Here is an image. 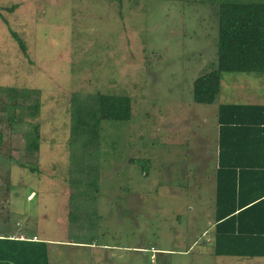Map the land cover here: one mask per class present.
<instances>
[{
    "label": "rangeland",
    "instance_id": "obj_1",
    "mask_svg": "<svg viewBox=\"0 0 264 264\" xmlns=\"http://www.w3.org/2000/svg\"><path fill=\"white\" fill-rule=\"evenodd\" d=\"M224 1L0 0V88L38 90L41 102L35 120L14 110L10 125L0 111V237L43 230L49 264H264L213 254L217 108L264 105V74L254 73L222 74L213 104L193 101V82L217 65ZM74 94L133 106L128 121L101 124L98 180L87 187L71 170Z\"/></svg>",
    "mask_w": 264,
    "mask_h": 264
},
{
    "label": "trees",
    "instance_id": "obj_2",
    "mask_svg": "<svg viewBox=\"0 0 264 264\" xmlns=\"http://www.w3.org/2000/svg\"><path fill=\"white\" fill-rule=\"evenodd\" d=\"M16 8L14 5L8 11ZM216 18V68L199 75L191 91L194 103L200 105L214 103L221 89L222 74H264V2H219ZM10 35L27 57L23 40L13 31ZM0 92L9 102H0L1 112L12 114L18 110L29 119L38 118L41 108L38 90L1 87ZM132 108L130 97L125 95L72 96L69 145L72 155L78 154L80 159L71 162V170L78 172L79 185L87 187L93 180L97 184L98 166L93 160L98 159L101 124L128 121ZM12 116L8 117L10 125L14 122ZM216 125L213 254L264 258V105L220 104ZM38 128L33 125L24 135L25 149L30 154L39 149ZM2 148L0 130V155ZM28 170L38 172L36 168ZM85 178L89 182L82 181ZM47 253L44 241L0 237V264H49Z\"/></svg>",
    "mask_w": 264,
    "mask_h": 264
},
{
    "label": "crops",
    "instance_id": "obj_3",
    "mask_svg": "<svg viewBox=\"0 0 264 264\" xmlns=\"http://www.w3.org/2000/svg\"><path fill=\"white\" fill-rule=\"evenodd\" d=\"M253 105H257V104H253ZM258 105H262V104H258ZM217 130H218V128H217ZM216 155H217V151H216ZM216 167H217V165H216ZM31 193H33V195H34V192H31ZM41 235L42 236L33 234L31 236L26 237L27 235L24 234V232L20 231V229H19V230H16V232L12 233L10 236H12L15 239L21 240V241L28 238V239H31L32 241H35V242H37V241L46 242L47 243V252H48L47 254H48V259H49V250L48 249H49V246L51 245V241H49V240H47V238H45V234H44L43 230H42ZM43 239H45V240H43Z\"/></svg>",
    "mask_w": 264,
    "mask_h": 264
}]
</instances>
